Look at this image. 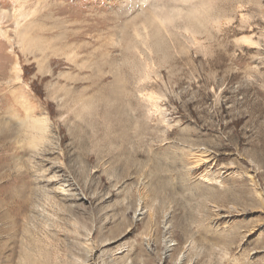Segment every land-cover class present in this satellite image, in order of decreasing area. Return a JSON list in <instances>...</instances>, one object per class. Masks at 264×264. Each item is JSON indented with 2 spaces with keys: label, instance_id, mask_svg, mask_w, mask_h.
<instances>
[{
  "label": "rangeland",
  "instance_id": "1",
  "mask_svg": "<svg viewBox=\"0 0 264 264\" xmlns=\"http://www.w3.org/2000/svg\"><path fill=\"white\" fill-rule=\"evenodd\" d=\"M0 264H264V0H0Z\"/></svg>",
  "mask_w": 264,
  "mask_h": 264
}]
</instances>
